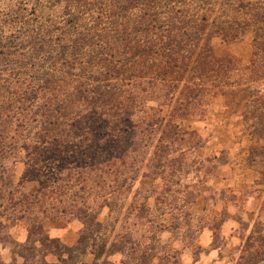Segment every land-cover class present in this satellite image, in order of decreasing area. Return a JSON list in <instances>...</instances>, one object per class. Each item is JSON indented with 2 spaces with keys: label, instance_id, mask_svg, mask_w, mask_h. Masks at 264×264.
I'll return each mask as SVG.
<instances>
[{
  "label": "rangeland",
  "instance_id": "1",
  "mask_svg": "<svg viewBox=\"0 0 264 264\" xmlns=\"http://www.w3.org/2000/svg\"><path fill=\"white\" fill-rule=\"evenodd\" d=\"M84 1L91 0H0V263L27 264L18 244L27 242L33 222L76 247L88 234L86 219L92 218L96 231L83 245L64 253V259L49 253L47 261L206 264L210 244L203 232L209 226L211 246L220 247L230 264H264V233L254 250L253 214L228 210L237 198L243 204L250 198L254 182L240 173L254 172V157L261 158L264 171V95L250 97L238 87L185 107L175 90L140 93L126 74L106 76L103 67L115 62L102 59L107 51L99 37L93 39L88 63V54L82 58L80 50L72 49L75 56L66 59L65 48L74 38L66 21ZM179 1L199 13L197 4L206 13L211 8L209 30L242 31L234 39H211L214 52L238 59L232 79L252 75L253 67L264 83V70L251 63L255 37V48L264 52V28L240 24L253 17L237 5L242 0ZM250 1L254 10L264 12L258 0ZM133 7L135 13L142 11L139 4ZM263 55L258 64L264 65ZM88 65L94 68L91 79L84 74ZM91 83L101 86L97 101L110 115L94 108L88 126H68L75 116L90 113L78 95ZM119 89L130 91V100L137 97L143 107L124 115L116 111ZM50 117L51 127L63 131L65 140L41 142V123ZM232 215L237 225L233 242L221 225ZM37 252L38 259L43 253Z\"/></svg>",
  "mask_w": 264,
  "mask_h": 264
},
{
  "label": "trees",
  "instance_id": "2",
  "mask_svg": "<svg viewBox=\"0 0 264 264\" xmlns=\"http://www.w3.org/2000/svg\"><path fill=\"white\" fill-rule=\"evenodd\" d=\"M258 1L263 4L264 10V0ZM136 4H139L142 9L139 13L133 12V6ZM212 4L214 5V3ZM197 5L201 7L200 13L198 8L187 7L185 3L183 6V2L179 0H91L88 3L84 1L75 10L74 15L66 21V24L73 26L74 31L71 36L74 37L73 43H71L72 47L66 46L65 48V50L67 49L66 59L75 56L76 53L71 52L72 49L80 50L82 58L88 54L86 62L82 63H88L89 59L93 58L91 54L93 39L99 37L98 43L104 46L107 51L102 53V59L109 63L113 60L115 62L111 66L103 67L106 68V76L126 74V79L132 81L136 91L140 93L151 92L149 91L151 89L152 93L157 96L162 92L160 90H164L166 94L175 90L177 99L185 107H189L198 100L202 101L201 98L205 95L210 94L212 97L220 94L225 95L234 92L238 87L247 91L250 97L264 95V83L254 76V73L257 72L256 69L252 67L251 71L254 73L249 76L244 75L242 80L232 79L230 72L233 65H237L236 60L238 59L232 55L224 57L216 55L211 44V39L215 37L224 40L234 39L242 31L237 29L233 31L209 30L211 8L206 13L202 11L204 7ZM237 5H241L242 9H247L246 12L250 15L253 14L252 18L250 17L248 21L240 22V24H246L248 27V25H252L251 22H254L255 31H261L259 28H264V12L262 13L258 8L254 10L255 2L249 0L245 3L242 0L238 1ZM215 20L216 18L212 19V21ZM73 21L75 22L72 23ZM138 31H141L139 36ZM64 37L66 41H69L68 35ZM255 40L257 42V37ZM256 42L253 43L251 63L253 66L256 63L258 71H261L264 70V65L258 64V61L259 55L264 52L259 47L255 48ZM81 47L87 50L83 51ZM86 68L88 71L84 74L91 79L89 72L94 68L92 69L90 65ZM255 82H261V84L254 87ZM100 87L91 83L89 88L85 87L84 92L79 93L78 100H82L85 106L90 108V113L85 112L83 115L75 116L76 120L69 123L68 126H82L83 128L88 126L91 122L88 117L94 115V108H97L98 111L95 112H99L100 115L107 113L105 107L97 101L100 99ZM119 90L114 93L115 100L113 102L116 111L121 112L120 114L124 115L128 110L135 111L137 108L143 107V102L139 101L137 97L130 100L132 94L130 91ZM111 102L109 101V103ZM110 105L109 108L114 106L113 103ZM107 114L110 115V112ZM41 124L46 128L42 130L45 133V141L41 142L58 143L60 137L65 140L66 134L63 131L57 133L51 127L52 117L49 118V121H43ZM47 125L50 127L49 129ZM85 163L87 164L88 161ZM81 209L83 208L80 207L79 210ZM86 220L88 234L85 232L82 234L76 247L67 246L58 237H51L44 233L42 224L32 221V231L28 235L27 242L18 244L20 248L18 254L24 258L27 264H51L47 261L49 253H55L64 259L62 257L64 253H71L79 245H83L89 235L96 231V226L92 223L93 219ZM36 234H40V237H35L33 240L32 236ZM37 243L40 244L39 247ZM38 250L43 255L37 259Z\"/></svg>",
  "mask_w": 264,
  "mask_h": 264
},
{
  "label": "crops",
  "instance_id": "3",
  "mask_svg": "<svg viewBox=\"0 0 264 264\" xmlns=\"http://www.w3.org/2000/svg\"><path fill=\"white\" fill-rule=\"evenodd\" d=\"M237 163L241 166L244 165L240 161ZM246 172L247 171H241L240 173L243 179L254 182V189L250 195V198L245 200V204H243L242 201L239 198H237L235 200V202L237 203H234L232 205L233 208L230 207L228 210H230V212L232 213H236L238 212L239 209H241L243 210L242 212L247 213L249 211L250 213L253 214L254 216V236L253 238H254V250H256L261 245L262 241L259 240V238L261 234L264 233V230H263L264 229V171L262 170L261 158L259 159L257 157L256 158L254 157V172H252L251 175H248V173ZM235 193L236 194L238 193L239 195H241V193L238 191H235ZM238 203L242 206V208ZM221 225L223 227L225 237L231 242H233L234 240L236 241L237 237L235 233L237 232V225H236L234 216L232 215L228 217L225 221L222 222ZM203 234H204L203 238H205L204 242L207 245L210 244V247L208 248V251L205 252L206 254L203 259L205 260V263L206 264H230V260L228 256H226V254L225 255L219 254L220 247L211 246V243L213 242V230L209 226H207ZM62 239L64 240V235L62 236ZM68 243H72V242H68Z\"/></svg>",
  "mask_w": 264,
  "mask_h": 264
}]
</instances>
